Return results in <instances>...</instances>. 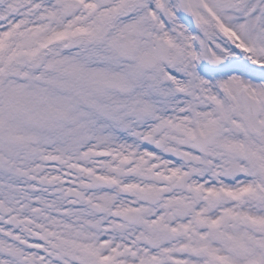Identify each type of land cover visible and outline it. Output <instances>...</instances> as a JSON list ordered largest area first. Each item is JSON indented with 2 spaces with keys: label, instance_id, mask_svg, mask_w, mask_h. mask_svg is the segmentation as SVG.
<instances>
[{
  "label": "snow or ice",
  "instance_id": "obj_1",
  "mask_svg": "<svg viewBox=\"0 0 264 264\" xmlns=\"http://www.w3.org/2000/svg\"><path fill=\"white\" fill-rule=\"evenodd\" d=\"M0 264H264V0H0Z\"/></svg>",
  "mask_w": 264,
  "mask_h": 264
}]
</instances>
